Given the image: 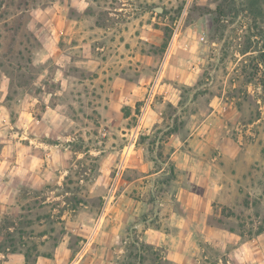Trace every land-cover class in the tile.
Masks as SVG:
<instances>
[{"label": "rangeland", "instance_id": "374dc122", "mask_svg": "<svg viewBox=\"0 0 264 264\" xmlns=\"http://www.w3.org/2000/svg\"><path fill=\"white\" fill-rule=\"evenodd\" d=\"M0 264H264V0H0Z\"/></svg>", "mask_w": 264, "mask_h": 264}, {"label": "crops", "instance_id": "0c3cea01", "mask_svg": "<svg viewBox=\"0 0 264 264\" xmlns=\"http://www.w3.org/2000/svg\"><path fill=\"white\" fill-rule=\"evenodd\" d=\"M180 147H176L174 150H172L173 152H172V155L174 156V154L176 153V152H178V149H179ZM199 197H202V198H205L206 197V195H199V194H197ZM196 195V196H197ZM197 196V197H198ZM190 197H192V195L187 191L186 193L185 192H183L182 194H181V201H183V202H187L189 199H190ZM196 197H194L193 196V198H191L192 200L193 199H195Z\"/></svg>", "mask_w": 264, "mask_h": 264}]
</instances>
